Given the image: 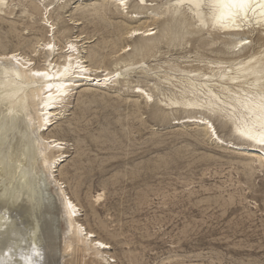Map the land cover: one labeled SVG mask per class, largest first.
<instances>
[{"label": "bare ground", "instance_id": "obj_1", "mask_svg": "<svg viewBox=\"0 0 264 264\" xmlns=\"http://www.w3.org/2000/svg\"><path fill=\"white\" fill-rule=\"evenodd\" d=\"M72 1L75 0H0V20H7L12 31H18V22L10 21L12 17L31 20L39 14L42 16L39 22L46 34L31 40L29 52H22L17 47L7 50L0 44V264H63L66 262L64 259H73L77 250L82 258L92 255L105 264L116 261L109 251L110 243L80 221L82 206L67 192L66 177L56 175L57 171L64 175L61 165L69 157L68 140L60 134H48L51 128H60L67 118L72 99L81 100L92 93L96 100L93 90L114 89L120 96L119 93L126 89L136 98L133 100L136 109L146 108L154 121L177 126L193 125L220 148L243 157L241 163L250 179L259 170L264 171V148L241 135L244 131H251L257 136L264 134L259 113L250 111L246 104V98L264 95V44L259 50L249 53L250 36L258 33L263 39L264 0H251L240 7L233 5L230 11L238 15L223 20H218L217 15L228 9L210 7L213 0H184L183 4H179L178 0H95L85 5L82 0H76L79 3L76 4V11L81 16H71L70 20L74 23L79 24L78 21L88 16V19L93 17L95 20L98 18L100 23L106 22L109 14L137 23L124 27L123 32L118 27L114 29L116 34L122 33L120 36L124 37L120 44H116V40L115 45H111L113 59L109 66L102 64L105 62L104 53L101 55L104 60L100 58V62L87 60L84 50L86 44L93 42L92 35L65 36L60 43L58 35H64L69 28L55 26L58 21L63 24L62 13ZM131 8L134 10L130 11ZM33 25L24 29L33 30ZM193 37L223 57L208 60L202 65L171 59L151 64L162 54L170 53L171 48L189 44ZM162 44L168 48L167 52L161 50ZM105 48L107 46L101 49ZM99 52L93 49L90 56L99 58ZM37 55L42 56V65L35 63ZM196 57L201 60L199 51ZM136 73L144 75V78L133 80ZM213 120L221 128L229 130V138L219 133ZM167 162L164 160L165 165ZM160 167H146V171ZM64 171L68 173V170ZM106 195V186H103L92 195L91 207L104 202ZM229 196V201L224 200L226 206L233 202V195ZM223 204L221 202V206ZM33 246L39 256L35 255ZM262 247L259 244L258 248ZM72 259L68 260V264H73Z\"/></svg>", "mask_w": 264, "mask_h": 264}, {"label": "rangeland", "instance_id": "obj_2", "mask_svg": "<svg viewBox=\"0 0 264 264\" xmlns=\"http://www.w3.org/2000/svg\"><path fill=\"white\" fill-rule=\"evenodd\" d=\"M92 1L95 0H82L81 3L91 4ZM76 4L79 3H76L75 0L68 5L62 13L63 24L58 21L55 26L56 28L68 26L69 28L64 35H58L60 43L65 40V36H75L80 33L83 36L88 35V37L92 35L93 42L85 45L84 54L87 56V60L92 59L94 62L95 60L100 62L105 59L102 64L109 66L113 59L111 47L116 42V44H120L124 37L120 36L122 33L116 34L114 29L118 27L123 32L127 26H135L137 23L117 14H109V19L102 22L103 24L98 18H96L98 21L93 17L88 19L89 16L81 19L77 24L70 20L71 16L75 18L81 16L76 11ZM133 10L130 9V11ZM40 17L42 16L39 14H35L31 20L27 17H12L10 21L18 22L16 24L18 31H12L7 20L4 22L0 20V44L4 45L7 50L18 48L22 52L24 50V52H29L31 40L33 41L36 36L46 35L39 22ZM31 23L34 24L33 30L31 28V30H25L24 28L27 26H32ZM115 35L117 36L115 37ZM103 37L106 38L105 41ZM259 37L258 33L250 36L252 43L249 45V53L259 50L264 44V35L263 39ZM162 45H160L161 50L167 52L168 48L164 44ZM105 46L107 48L102 50ZM91 48L100 51L99 58L94 59L90 56L93 50ZM212 50V47H204L201 41H197V38L193 37L189 44L171 48L170 53L162 54L157 60L151 61V64L171 59L180 62L192 61V64L202 65L206 64L208 60L223 57ZM197 51L202 57L201 60L196 57ZM101 55L104 56V59ZM184 55L187 57L182 58ZM201 61L204 62L201 63ZM35 63L42 65L41 55L35 56ZM188 63L186 62V64ZM143 76L136 73L132 79H143ZM93 91L96 94V100L91 96L92 93L81 100L72 99L71 111L67 118L63 120L60 128L59 126L56 129L55 127L51 128L48 134L52 133L58 136L60 134L69 142L67 149L69 157L61 165V170L64 168V175H61V171H57L56 175L57 177H66L67 192L81 204L80 221L89 230H93L97 236L99 235L110 243L109 251L116 260L111 264H264V171L259 170L250 179L247 177L246 167L241 163L243 157L234 155L230 150L220 148L204 132L199 131L193 125L177 126L176 124L154 121L146 108L136 109L133 105V100L136 98L126 89L119 93L120 96L114 89ZM213 122L221 135L226 138L230 137L228 129L221 128L215 120ZM221 153L222 155H220ZM162 159L168 161L166 165ZM144 160L146 161L144 162ZM154 165H161V167L155 169L156 171L150 169L147 170L148 172L146 171L147 168ZM64 170H68V173L65 174ZM134 172L136 173L134 174ZM170 180L172 182H169ZM103 186H106V200L92 208L91 197ZM229 194L233 195V202L228 207L225 201H229ZM221 202H224L222 206ZM259 244L263 245L261 249L258 248ZM74 257L73 259L72 257L64 259L67 262L64 263L68 264V260L72 259L74 260L73 264H105L96 260L92 255L82 258L78 250Z\"/></svg>", "mask_w": 264, "mask_h": 264}, {"label": "snow or ice", "instance_id": "obj_3", "mask_svg": "<svg viewBox=\"0 0 264 264\" xmlns=\"http://www.w3.org/2000/svg\"><path fill=\"white\" fill-rule=\"evenodd\" d=\"M121 2H123V0H121ZM250 2L251 0H213L212 4H210V7L228 9V11H221L217 15L218 20H223L225 18H231V17H234L235 15H238V13H233L230 11L233 5L240 7V6L247 5ZM178 3L183 4L184 0H178ZM48 47L51 48L52 45H48ZM246 104L249 107L250 111H252L253 113H256V112L259 113L260 127L264 128V95L258 98L248 97L246 98ZM241 135L245 136L246 139L251 140L254 143H256L260 148H264V134L257 136L251 131H244V132H241ZM101 246L103 247V245ZM33 250L35 252V246H33ZM35 255L39 256V253L35 252Z\"/></svg>", "mask_w": 264, "mask_h": 264}]
</instances>
